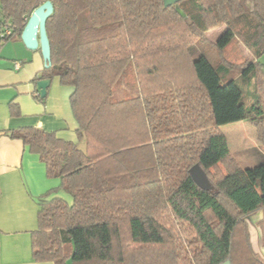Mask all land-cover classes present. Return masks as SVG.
I'll return each instance as SVG.
<instances>
[{
  "label": "trees",
  "instance_id": "obj_1",
  "mask_svg": "<svg viewBox=\"0 0 264 264\" xmlns=\"http://www.w3.org/2000/svg\"><path fill=\"white\" fill-rule=\"evenodd\" d=\"M44 1L0 0V32L4 25L11 30L0 45L21 40L29 15ZM50 1L51 65L34 81L57 77L72 87L78 128L77 141L37 128L8 133L39 155L47 176L60 179L50 193L71 198L39 203L33 259L237 264L236 247L250 250L245 216L262 211L264 235V159L241 167L220 127L247 121L264 146V0H179L170 7L163 0ZM223 23L219 50L237 38L251 55L237 68L238 79L231 64L191 58L190 45ZM128 75L131 84L123 81ZM122 83L123 94L116 88ZM244 86L253 90L248 103ZM194 164L210 190L191 178ZM184 225L186 246L178 234Z\"/></svg>",
  "mask_w": 264,
  "mask_h": 264
},
{
  "label": "crops",
  "instance_id": "obj_2",
  "mask_svg": "<svg viewBox=\"0 0 264 264\" xmlns=\"http://www.w3.org/2000/svg\"><path fill=\"white\" fill-rule=\"evenodd\" d=\"M29 58L21 40L0 45V264H53L33 259L31 232L37 227L39 203L60 192L50 193L60 186V179L47 176L39 155L8 133L37 128L77 140L78 124L69 102L72 87L53 77L41 100L34 78L43 68L25 72L24 60ZM260 58L264 66V54Z\"/></svg>",
  "mask_w": 264,
  "mask_h": 264
},
{
  "label": "rangeland",
  "instance_id": "obj_3",
  "mask_svg": "<svg viewBox=\"0 0 264 264\" xmlns=\"http://www.w3.org/2000/svg\"><path fill=\"white\" fill-rule=\"evenodd\" d=\"M226 29V24H219L215 27L210 28L205 34L203 40L194 41L190 46L191 58H197L199 56L206 57L214 65L217 64H231L233 70L231 71V76L238 79L237 68L244 64L245 61L251 59L249 50L240 42L239 39H233L228 46L223 50H219L216 45L218 36ZM185 30V29H184ZM22 43V41H21ZM23 44V43H22ZM24 46V44H23ZM25 47V46H24ZM26 48V47H25ZM27 52L30 54L29 59H23V68L25 72L38 71L44 67L43 60L40 51L29 50ZM261 61V58H260ZM182 69L184 73L186 72V67L188 61L186 58L182 59ZM56 82L57 79L55 78ZM124 82L131 84L134 80L131 75H128ZM117 91L120 93H126L125 84H120L116 87ZM116 93V89H114ZM245 100L251 101L250 94L253 92L248 86H244ZM264 93V92H263ZM223 134L226 136L228 143L231 147V153L239 162L241 167H252L257 165L260 161L264 159V146L258 142V135L256 128H254L251 123L247 121H239L236 123L226 124L220 127ZM75 141L76 138H75ZM78 147L80 149L84 148V141L78 142ZM58 195L66 198L71 202V198L60 190ZM263 212L257 211L252 214L245 216L244 222V232L247 237V243L249 245V252L244 251L245 247L237 246L233 252V259L237 264H250L249 259L255 261L259 264H264V235H263ZM176 223V221L174 222ZM180 225V224H179ZM181 226V225H180ZM180 229V228H179ZM181 236L185 239L186 243V225H184L183 230L180 229ZM177 233V232H176ZM192 234V233H191ZM240 234L237 239H240ZM241 240V239H240ZM239 247V248H238Z\"/></svg>",
  "mask_w": 264,
  "mask_h": 264
},
{
  "label": "water",
  "instance_id": "obj_4",
  "mask_svg": "<svg viewBox=\"0 0 264 264\" xmlns=\"http://www.w3.org/2000/svg\"><path fill=\"white\" fill-rule=\"evenodd\" d=\"M178 1L179 0H163V5L164 7H170ZM52 12V2L50 0H45L31 12L20 34V39L27 49H38L40 51L44 68H49L51 65L50 44L46 33V19L52 14ZM49 83L50 79L48 78L36 81V87L39 90L41 97L45 96L46 88ZM189 174L198 187L204 190L211 189L206 173L198 164H194L189 169ZM221 264H231V262L226 260Z\"/></svg>",
  "mask_w": 264,
  "mask_h": 264
},
{
  "label": "built area",
  "instance_id": "obj_5",
  "mask_svg": "<svg viewBox=\"0 0 264 264\" xmlns=\"http://www.w3.org/2000/svg\"><path fill=\"white\" fill-rule=\"evenodd\" d=\"M11 33V30L8 28V26L7 25H4V27H3V31L2 32H0V36H3V35H5V34H10ZM18 64L16 63L15 64V68H18Z\"/></svg>",
  "mask_w": 264,
  "mask_h": 264
}]
</instances>
